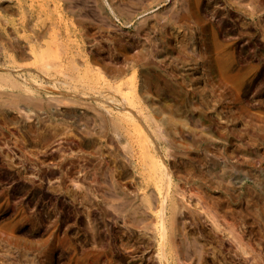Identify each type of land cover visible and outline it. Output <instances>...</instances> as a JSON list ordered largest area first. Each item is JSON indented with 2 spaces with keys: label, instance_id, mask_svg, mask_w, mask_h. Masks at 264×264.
<instances>
[{
  "label": "rangeland",
  "instance_id": "374dc122",
  "mask_svg": "<svg viewBox=\"0 0 264 264\" xmlns=\"http://www.w3.org/2000/svg\"><path fill=\"white\" fill-rule=\"evenodd\" d=\"M163 228L264 264V0H0V264H163Z\"/></svg>",
  "mask_w": 264,
  "mask_h": 264
},
{
  "label": "bare ground",
  "instance_id": "6f19581e",
  "mask_svg": "<svg viewBox=\"0 0 264 264\" xmlns=\"http://www.w3.org/2000/svg\"><path fill=\"white\" fill-rule=\"evenodd\" d=\"M6 82V81H5ZM22 100V99H21ZM25 100V99H24ZM26 102V101H25ZM37 104H38V102H37ZM40 104V103H39ZM115 104V103H114ZM112 105H113V103H112ZM117 105V104H116ZM35 107V106H34ZM114 107V106H113ZM42 108V107H41ZM116 108V107H115ZM39 109V108H38ZM137 121V120H136ZM134 123H135V121H134ZM133 124V123H132ZM137 124V123H136ZM133 127H134V124H133ZM136 127H137V129L138 128H140V126H138V124L137 125H135V127H134V130H136ZM136 134L137 133H139L138 132V130H136V131H134ZM140 155L142 156V159H141V161H143L144 163H145V167L144 168H146L148 171L147 172H149V175L150 176H152V177H159V180L160 179H162L164 176V178L163 179H166L167 177H168V172L169 171H167L168 169H166V166H164V164H163V167H162V165H161V163H159L158 162V160H157V158H156V156L155 155H153V154H151V153H147V152H145V151H142L141 153H140ZM142 162V163H143ZM144 165V164H143ZM146 172V173H147ZM160 176L162 177V178H160ZM169 179V178H168ZM168 179L166 180V182H165V185L167 186L166 188H167V190H168V185H169V183L167 182L168 181ZM169 181H170V179H169ZM170 186V185H169ZM173 213H175V212H173ZM164 216V215H163ZM162 218V216L159 218V219H161ZM167 219V218H166ZM171 220L172 219H174V216L172 215V218H170ZM177 219V218H176ZM164 220V219H163ZM166 221V220H165ZM169 221V220H168ZM167 221V222H168ZM173 221L174 220H172L171 222L172 223H170V225H169V228H170V226L172 225V226H174L173 225ZM213 222V221H212ZM160 224V223H159ZM162 224H163V222H162ZM214 224H216V223H214ZM161 225V224H160ZM159 225V226H160ZM161 227V226H160ZM168 227V226H167ZM173 228V227H172ZM175 228H173V230H174ZM163 231H165V229L163 228L162 229ZM161 230V231H162ZM173 230L171 231V233L173 232ZM168 231H169V229L167 230V232L165 231V233L164 232H160V238H161V242H160V244L158 245L159 246V252H160V255L159 256H161V258H162V260H160V261H163V264H182L181 263V261H180V259H178V251H176V250H174V249H172L173 247H172V245H168L167 247H169L170 249H169V254L171 253V252H173V253H171L172 255H171V259H170V261H168L165 257H166V255H165V249H164V246L163 245H165V243H166V241L168 242V240H169V236H168ZM170 233V232H169ZM171 238V237H170ZM174 242V241H173ZM193 242V241H192ZM191 242V243H192ZM171 244V243H170ZM175 246V245H174ZM172 247V248H171ZM181 253V252H180ZM181 258V257H180Z\"/></svg>",
  "mask_w": 264,
  "mask_h": 264
}]
</instances>
